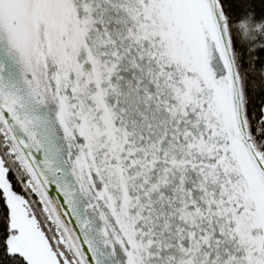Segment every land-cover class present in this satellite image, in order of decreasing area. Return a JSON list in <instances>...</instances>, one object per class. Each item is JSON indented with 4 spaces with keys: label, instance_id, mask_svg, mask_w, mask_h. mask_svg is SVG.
<instances>
[{
    "label": "snow or ice",
    "instance_id": "1",
    "mask_svg": "<svg viewBox=\"0 0 264 264\" xmlns=\"http://www.w3.org/2000/svg\"><path fill=\"white\" fill-rule=\"evenodd\" d=\"M0 264H264V0H0Z\"/></svg>",
    "mask_w": 264,
    "mask_h": 264
}]
</instances>
